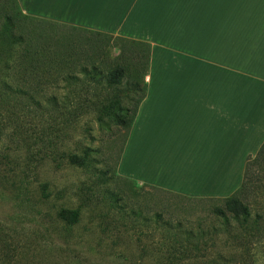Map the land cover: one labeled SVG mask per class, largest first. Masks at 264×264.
Instances as JSON below:
<instances>
[{"label":"rangeland","instance_id":"obj_1","mask_svg":"<svg viewBox=\"0 0 264 264\" xmlns=\"http://www.w3.org/2000/svg\"><path fill=\"white\" fill-rule=\"evenodd\" d=\"M17 8L0 2V264H264V151L231 201L119 175L148 47Z\"/></svg>","mask_w":264,"mask_h":264},{"label":"crops","instance_id":"obj_2","mask_svg":"<svg viewBox=\"0 0 264 264\" xmlns=\"http://www.w3.org/2000/svg\"><path fill=\"white\" fill-rule=\"evenodd\" d=\"M55 26L151 46L118 166L135 184L226 198L264 145V0H18Z\"/></svg>","mask_w":264,"mask_h":264},{"label":"trees","instance_id":"obj_3","mask_svg":"<svg viewBox=\"0 0 264 264\" xmlns=\"http://www.w3.org/2000/svg\"><path fill=\"white\" fill-rule=\"evenodd\" d=\"M12 1H14L16 3L17 7H18L17 8L18 9L17 13L19 14V16L22 17V18H27L22 13L20 5L18 3V0H12ZM0 2H1V0H0ZM9 18H10V16H9ZM99 34H101V33H99ZM101 35H107V34H101ZM132 43L141 44L140 42H136V41H134V42L132 41ZM141 45H144V46L148 47V58L150 59L151 46L149 44H141ZM148 64H149V62H148ZM147 69H148V65H147ZM145 89H146V87H145ZM144 93H145V91H144ZM32 99H34V98H32ZM51 100L54 102V104H56L58 102L56 96H52ZM141 100H142V97L140 99V102H141ZM140 102H139V104H140ZM36 103H39V102H36ZM138 107H139V105H138ZM137 111H138V108L134 111V114L130 118L129 123H128V120H125V119L122 121V124L123 125H127L130 130H131L133 122L135 120ZM263 151H264V145H263L261 151L259 152V154L256 156V158H258L262 154ZM250 159L251 158H249V160ZM248 167H249V162L247 164L245 180H246V178L248 176V169H249ZM245 183L246 182L244 181L243 186L236 193H234L233 195H231L229 197L223 198V199L226 200V201H231V200L237 199V193L239 191H241L245 187ZM58 216L64 223H66L70 227H73L74 225H76L80 221V212L78 210H74V209H63V210H61L58 213ZM11 247H12L11 246V242H10L8 236L6 235L4 227L0 223V254H2V257L4 259H8L10 257L11 252H12V248Z\"/></svg>","mask_w":264,"mask_h":264}]
</instances>
